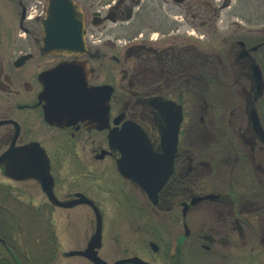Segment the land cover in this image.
<instances>
[{"label": "flooded vegetation", "instance_id": "flooded-vegetation-1", "mask_svg": "<svg viewBox=\"0 0 264 264\" xmlns=\"http://www.w3.org/2000/svg\"><path fill=\"white\" fill-rule=\"evenodd\" d=\"M60 65L112 88L107 118L47 115ZM46 160L56 195L90 197L103 230L116 214L106 197L128 209L139 235L114 246L141 253L113 261L241 264L264 251V0H0V179L44 193L18 177Z\"/></svg>", "mask_w": 264, "mask_h": 264}, {"label": "rangeland", "instance_id": "rangeland-1", "mask_svg": "<svg viewBox=\"0 0 264 264\" xmlns=\"http://www.w3.org/2000/svg\"><path fill=\"white\" fill-rule=\"evenodd\" d=\"M83 182L85 184V180H82ZM10 183L0 179L2 237L6 238L10 245L9 248L0 243V257H7L14 264H18L14 257L20 264H92L83 256L65 255V251L84 248L95 231V215L88 205L80 204L70 209L58 208L46 202V197L37 183L20 182L17 186ZM87 183L91 184V189L94 190L93 182ZM7 196L14 198L5 201L3 198H8ZM15 196L20 198L17 199ZM32 197H35V204L28 202ZM104 201V210L116 214L108 216L104 221V247L100 250L101 256L113 261L125 254L138 252L134 246H131V252L127 253L114 246L126 244L132 234L137 237L139 233L128 231L127 226L130 223L135 224V221L130 219L129 222L124 218L128 209L125 212L122 204L114 206L107 197ZM129 211L132 210L129 208ZM131 215L127 217H133L135 213ZM139 253L141 252L137 254ZM152 258L154 259L155 255H152ZM241 264H264V251L243 252Z\"/></svg>", "mask_w": 264, "mask_h": 264}, {"label": "water", "instance_id": "water-1", "mask_svg": "<svg viewBox=\"0 0 264 264\" xmlns=\"http://www.w3.org/2000/svg\"><path fill=\"white\" fill-rule=\"evenodd\" d=\"M74 13H76L75 9ZM74 20H78L76 19V16ZM76 32L84 38L86 31L85 28L80 25L76 29ZM46 76L48 81L45 99L47 103H49V108L47 106V115L49 117L54 116L59 119L60 113L62 115L64 110L63 115L65 116L76 118L81 115L85 116L88 118V121L92 122L97 120V118L93 116V111L97 109L99 113V121L102 120L103 117L107 118L108 102L112 88L108 89V86H89L86 75L81 74L79 72V67L77 66L60 65L47 72ZM119 164L120 170L123 174L141 183L151 197L156 195L157 190L161 187L160 185L158 187L154 186V188L153 186H148L142 178V172L126 166L123 157L119 160ZM20 170L25 172H23V174L18 178H32L38 180L54 204L63 207H72L80 203H88L94 207L97 216V228L89 241L88 246L85 249L68 251L65 253L66 256H86L96 264H153L139 257L119 259L115 262H108L103 259L99 255V248L102 244V216L95 203L84 194H79L78 199L69 201H62L58 199L54 193V181L50 173V167L47 160L45 161V165L42 169L32 167L30 169L23 170V168L20 167ZM6 173L11 177L17 176L13 170L6 171Z\"/></svg>", "mask_w": 264, "mask_h": 264}, {"label": "trees", "instance_id": "trees-1", "mask_svg": "<svg viewBox=\"0 0 264 264\" xmlns=\"http://www.w3.org/2000/svg\"><path fill=\"white\" fill-rule=\"evenodd\" d=\"M3 227H2V220L0 219V238H3ZM6 240V238H4ZM8 246H10L8 244ZM10 248V247H9ZM12 252V251H11ZM14 261L18 264H20V261H18V259L16 257H14ZM0 262L3 263V264H14L13 262H11L10 259H8L7 257H0Z\"/></svg>", "mask_w": 264, "mask_h": 264}]
</instances>
